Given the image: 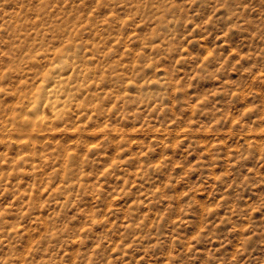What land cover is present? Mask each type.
I'll return each mask as SVG.
<instances>
[{"label":"rangeland","instance_id":"374dc122","mask_svg":"<svg viewBox=\"0 0 264 264\" xmlns=\"http://www.w3.org/2000/svg\"><path fill=\"white\" fill-rule=\"evenodd\" d=\"M0 264H264V0H0Z\"/></svg>","mask_w":264,"mask_h":264},{"label":"bare ground","instance_id":"6f19581e","mask_svg":"<svg viewBox=\"0 0 264 264\" xmlns=\"http://www.w3.org/2000/svg\"><path fill=\"white\" fill-rule=\"evenodd\" d=\"M62 62H64V68L68 67V62L66 59H61ZM60 60V62H61ZM58 62L52 69V74L44 78L42 81L40 88L38 92H36L34 96V105L32 107V110L34 111L35 118H43V110L44 106L43 105H49L50 109H53L61 104H64V100H61L62 98V91H65V95L67 97L71 96L72 94V89H67L65 80L63 77H59L58 75H53L55 72V67L56 69H60V67H57L59 65ZM58 76V77H57ZM44 108H43V107ZM43 108V110H42Z\"/></svg>","mask_w":264,"mask_h":264}]
</instances>
